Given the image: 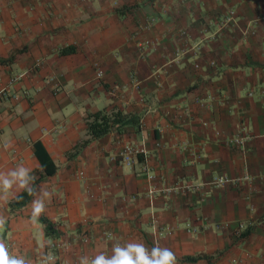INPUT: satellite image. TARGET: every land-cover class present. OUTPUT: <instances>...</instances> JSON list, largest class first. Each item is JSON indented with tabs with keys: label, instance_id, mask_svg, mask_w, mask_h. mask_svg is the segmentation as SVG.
Segmentation results:
<instances>
[{
	"label": "crops",
	"instance_id": "obj_1",
	"mask_svg": "<svg viewBox=\"0 0 264 264\" xmlns=\"http://www.w3.org/2000/svg\"><path fill=\"white\" fill-rule=\"evenodd\" d=\"M113 106L138 124L67 159L86 115ZM44 157L38 220L32 200H0L13 255L75 264L111 255L110 234L179 264H264V0H0V171L38 178Z\"/></svg>",
	"mask_w": 264,
	"mask_h": 264
},
{
	"label": "clouds",
	"instance_id": "obj_2",
	"mask_svg": "<svg viewBox=\"0 0 264 264\" xmlns=\"http://www.w3.org/2000/svg\"><path fill=\"white\" fill-rule=\"evenodd\" d=\"M35 180L32 170L23 165H18L7 172L0 171V200L7 201L9 196L21 199L24 193L34 197L31 201L33 222L45 212V201L50 202L52 198V193L48 190L34 187ZM6 223L7 218L0 215V232L4 230ZM108 239L114 241L111 255L103 251L91 257L81 255L75 264H179L172 249L162 247L158 243L149 248L139 241L121 243L110 234ZM0 264H34V261L23 255H13L5 240L0 237ZM42 264H55V256L46 253L42 258Z\"/></svg>",
	"mask_w": 264,
	"mask_h": 264
},
{
	"label": "trees",
	"instance_id": "obj_3",
	"mask_svg": "<svg viewBox=\"0 0 264 264\" xmlns=\"http://www.w3.org/2000/svg\"><path fill=\"white\" fill-rule=\"evenodd\" d=\"M66 51H68V49H65L63 52ZM138 120V117L125 114L114 106L88 113L84 119L87 138L81 140L75 147H73L72 150L67 152L66 158L70 160L77 157V155H79V153L91 142L103 138L112 132L122 133L125 127L137 125ZM135 158L138 163H141L144 160L142 154H137ZM41 168L42 171L40 172L39 177L36 178L34 187H37L38 183H40L44 177H49L56 171V167L47 157L46 159L45 157L44 159H41ZM32 198V196L24 193L21 199L15 198L13 201H11L9 203V207L13 210L21 209L27 205L32 200ZM40 222L44 225V232L47 238L52 241H55L59 238V233L57 232L56 226L54 224L47 222L45 219H40ZM246 233H242V235H245ZM47 251L50 253L48 248ZM197 259H199V257L189 258L187 260L195 261Z\"/></svg>",
	"mask_w": 264,
	"mask_h": 264
},
{
	"label": "built area",
	"instance_id": "obj_4",
	"mask_svg": "<svg viewBox=\"0 0 264 264\" xmlns=\"http://www.w3.org/2000/svg\"><path fill=\"white\" fill-rule=\"evenodd\" d=\"M234 12L233 11H230L228 13V16L224 19V21L222 22L221 26L222 27H226L228 25H230L233 21V17H234ZM144 47V46H143ZM97 77L100 78L101 77V72H97ZM246 137L245 136H240L238 138H236L233 143H235L236 145H239V146H242L244 141H245ZM137 154H140V152H138L136 149L134 148H131V147H125L124 150L122 151L121 153V157H122V160L124 163H126L127 165H133V162H134V157L137 155ZM229 180L225 177H220V178H216L214 180H212L209 185L211 186H214V187H221L223 186V184L227 183ZM191 186H184V187H179V190H187V189H190ZM192 189H195V188H192ZM242 228V226H241ZM240 236V234H239ZM58 243L55 241V242H52V244H50V248H54L56 247ZM59 245V244H58Z\"/></svg>",
	"mask_w": 264,
	"mask_h": 264
}]
</instances>
